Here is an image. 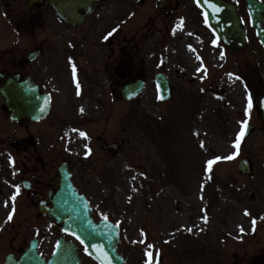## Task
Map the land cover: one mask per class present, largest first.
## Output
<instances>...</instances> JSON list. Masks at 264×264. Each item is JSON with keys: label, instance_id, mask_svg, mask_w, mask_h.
<instances>
[{"label": "rangeland", "instance_id": "374dc122", "mask_svg": "<svg viewBox=\"0 0 264 264\" xmlns=\"http://www.w3.org/2000/svg\"><path fill=\"white\" fill-rule=\"evenodd\" d=\"M171 1L175 8L163 15L154 0H124V18L133 30L123 28L128 39L121 31L119 45L135 69L126 72V79L141 77L146 89L134 105L120 110L78 109L80 119L77 109L62 112L70 122L62 126L61 159L70 161L74 182L90 200L95 216L121 227L119 253L126 264H149V251L151 264L158 256L163 257L162 264H262L264 139L260 114L248 108L247 89L258 81L255 87L260 93L264 90V52L253 37L245 0H228L238 6L254 38L249 36L248 52L237 59L217 41L193 0ZM179 2L182 7H177ZM133 33L140 41L134 47ZM213 51L219 56L211 61ZM191 56L200 65L198 70ZM158 73H164L175 88L173 98L164 104L157 99L154 76ZM128 114L156 125L155 139L148 136L147 128L132 123ZM249 121L256 132L242 139L241 127ZM95 128L103 134L95 133ZM113 128L117 133L109 139L128 144L108 154L96 138ZM227 146L232 147V159H225ZM245 158L253 163L252 178L239 173V162ZM209 161L214 163L209 166ZM7 170V185L0 174L5 197L19 188L11 179L13 168ZM11 212V235L36 226L25 202H13ZM51 228L45 222L42 231ZM36 232L28 231L30 237ZM86 264L97 263L90 259Z\"/></svg>", "mask_w": 264, "mask_h": 264}, {"label": "flooded vegetation", "instance_id": "af4514ba", "mask_svg": "<svg viewBox=\"0 0 264 264\" xmlns=\"http://www.w3.org/2000/svg\"><path fill=\"white\" fill-rule=\"evenodd\" d=\"M124 6V0L101 1L82 21L71 24L47 2L32 8L30 0H0V158L12 162L20 181L30 182L32 190L25 191V197L33 207L41 202L52 207L51 197L59 186L57 147L42 158L45 143L59 137L61 119L54 113L72 106L107 111L123 105L125 51L119 41ZM130 44L134 47L138 42L133 38ZM34 88L40 105L48 99V118L40 123H11L7 95L22 93L24 106L16 109L26 110L29 91ZM113 134L102 138L110 140ZM1 187L0 182V196ZM55 228L49 240L60 234V227ZM38 240V248L47 251L50 242ZM29 244L26 236L15 246L12 238L5 244L0 238V264L10 254L19 257Z\"/></svg>", "mask_w": 264, "mask_h": 264}, {"label": "water", "instance_id": "95a60500", "mask_svg": "<svg viewBox=\"0 0 264 264\" xmlns=\"http://www.w3.org/2000/svg\"><path fill=\"white\" fill-rule=\"evenodd\" d=\"M77 2H86L90 8L96 0H76ZM252 22L257 28L259 37L264 44V5L256 3L254 0H247ZM199 6L206 13L208 23L216 30L219 37L233 50L234 47L245 44V33L241 28L236 9L223 0H196ZM160 97L162 99L170 96L171 87L163 75L157 77ZM143 83L127 87L124 91L125 98H135L142 92ZM262 108H260V111ZM263 118H264V109ZM42 114L41 111H13V120H20L24 115L35 120ZM243 173L252 175L250 161H244L240 165ZM62 189L57 198L59 206L56 207L58 221H66L65 229L71 234L79 237L84 242L89 254L100 261L101 264H123L122 259L117 256L118 229L108 222H101L99 225L94 223L91 217L92 210L88 201L75 192L70 181V175L66 168L61 169ZM53 216V215H51ZM69 217V219H67ZM65 249V248H64ZM65 254V253H64ZM64 258L58 255V258ZM53 258L47 264H68L64 261ZM9 264H46L36 253L35 249L29 250L26 255L18 262L9 261ZM70 264H77L72 261Z\"/></svg>", "mask_w": 264, "mask_h": 264}, {"label": "snow or ice", "instance_id": "6c2138e0", "mask_svg": "<svg viewBox=\"0 0 264 264\" xmlns=\"http://www.w3.org/2000/svg\"><path fill=\"white\" fill-rule=\"evenodd\" d=\"M115 31H116V29H114L113 32H109V33L107 34V36H105V39H108L110 36H112L113 33H114ZM237 79H239V77H237ZM251 107H252V97L249 96V97H248V108L251 109ZM41 111H43V109H41ZM81 111H83V109H81ZM244 127L246 128L247 125L245 124ZM244 134H245V132H244V131H241V132L239 133V137H240V138H243ZM239 146H240V143H239V139H238V140L236 141L235 147H236V148H239ZM232 158H233L232 156L225 157V159H232ZM217 159H221V158H220V157H217ZM212 163H214V161H209V166H211ZM16 192H17V194H19L20 189L17 188V189H16ZM11 199H12L13 201H15V200H16V196H15V195L12 196ZM14 211H15V209L13 208V212H14ZM245 214H247V213H245ZM12 218H13V217H12L11 214L7 217V219H8L9 221L12 220ZM253 224H255V221H253ZM188 231H191V229H188ZM77 239H79V237H77ZM81 243H83V241H81ZM147 247H148V248H152L153 246L149 244V245H147ZM147 255H148V257H149V264H151L152 252L149 251V252L147 253Z\"/></svg>", "mask_w": 264, "mask_h": 264}, {"label": "bare ground", "instance_id": "6f19581e", "mask_svg": "<svg viewBox=\"0 0 264 264\" xmlns=\"http://www.w3.org/2000/svg\"><path fill=\"white\" fill-rule=\"evenodd\" d=\"M190 62H191L192 65L195 66L196 70H198L199 65L195 63V60H194V58H192V56L190 57ZM235 91H236V92H235V94H234L233 97L237 98V97L239 96V94H238V89H235ZM239 100L242 101V97H239ZM231 148H232L231 146H227L226 149H225V155H226L227 157H228L229 154H230L229 152H230ZM160 193H161V192H159V194H160Z\"/></svg>", "mask_w": 264, "mask_h": 264}]
</instances>
